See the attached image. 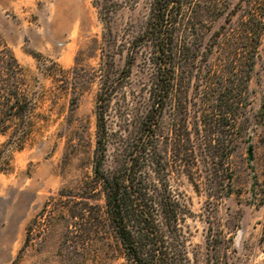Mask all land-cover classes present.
Here are the masks:
<instances>
[{"label":"trees","instance_id":"trees-1","mask_svg":"<svg viewBox=\"0 0 264 264\" xmlns=\"http://www.w3.org/2000/svg\"><path fill=\"white\" fill-rule=\"evenodd\" d=\"M230 5L150 0L144 26L119 43L125 55L118 73L104 38L92 176L80 192L69 191L59 211L66 219L62 243L76 253L95 262L117 254L122 264H191L187 211L171 179L184 174L196 191L202 180L210 203L218 189L230 194L228 160L243 136L249 141V83L260 58L264 0ZM138 57L143 73L129 101L126 87ZM60 70L56 78L68 81L69 70ZM37 108L22 66L0 37V135L21 149Z\"/></svg>","mask_w":264,"mask_h":264},{"label":"rangeland","instance_id":"rangeland-1","mask_svg":"<svg viewBox=\"0 0 264 264\" xmlns=\"http://www.w3.org/2000/svg\"><path fill=\"white\" fill-rule=\"evenodd\" d=\"M149 2L0 0V37L38 101L33 132L21 149L0 135V264H122L117 254L95 262L62 243L66 219L59 211L69 191L80 192L92 176L104 38L115 52L118 73L125 55L119 43L144 26ZM228 2L231 7L237 0ZM142 64L138 57L126 87L129 101L139 91ZM60 69L69 70L68 81L56 78ZM249 87V141L243 136L228 160L231 193L218 189L210 203L202 180L196 178V191L184 174L171 179L187 211L191 264H264V35ZM115 107L113 102L112 112ZM116 119L114 114L108 119L112 129Z\"/></svg>","mask_w":264,"mask_h":264}]
</instances>
